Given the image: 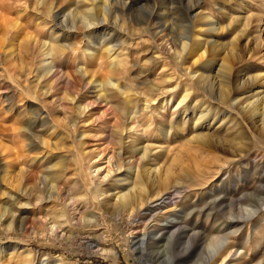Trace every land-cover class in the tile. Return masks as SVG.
<instances>
[{
    "label": "rangeland",
    "instance_id": "rangeland-1",
    "mask_svg": "<svg viewBox=\"0 0 264 264\" xmlns=\"http://www.w3.org/2000/svg\"><path fill=\"white\" fill-rule=\"evenodd\" d=\"M220 1L116 0L131 8L123 14L112 10L127 32L113 26L109 34L103 28L87 35L81 29H68L61 39L56 30L52 44L58 37L75 50L71 55L66 51L68 63L57 64L60 78L75 82L85 103L92 104L80 119L84 125H78V132L86 137L80 140L73 134L76 142L72 147L63 138L67 126L55 122L43 126L41 118L35 119L30 112L40 105L29 97L39 76L30 67L31 51L20 54L25 47L17 41L13 49L17 67L12 68L5 56L11 47L4 41L7 37L0 36V50L4 48L0 63V264H23L24 260L25 264H264V25L260 33L254 28L255 20L264 17V0ZM197 4L191 13L188 5ZM69 5L60 8L72 10L76 4ZM222 11L228 15L224 17ZM105 13L93 9L95 16ZM0 16L20 18L19 25L29 26L28 37L49 39L52 23L37 20L39 16L26 11L22 2L0 0ZM208 22L213 24L210 28L221 30L206 32L210 28L203 23ZM186 30L199 42H193V48L182 56L185 60L178 63L160 46L159 32L174 46ZM156 34L160 37H154ZM205 40L209 56L198 61L195 51ZM107 48L117 52L108 55ZM77 66L85 72L84 78L76 73ZM187 67L212 80V88L201 90V85L185 77L180 70ZM224 67L236 71L235 79L233 73L230 78L235 83L233 90L239 88V98L253 106L246 115L239 116L227 104L215 105L207 95L211 92L218 99L222 87L218 83L229 77ZM236 75L239 80L258 78L243 88L235 82ZM108 77L117 90L93 89ZM185 91L191 95L177 107ZM61 93L54 90L52 94L58 97ZM95 96L101 100L95 101ZM146 97L153 99L151 105L146 104ZM208 106L217 111L200 119V111ZM122 110H129L131 116L139 113L134 118L140 130L123 133L125 146L119 137L124 120L131 116H124ZM71 114L68 110L67 117L74 118ZM53 144L57 149L50 147ZM128 144L136 145L140 152L147 150L145 169L160 170L154 187L162 196L134 214L132 221L124 217L107 229L103 205L93 198L100 186L89 170L90 159L110 149L124 150ZM127 151L131 155L132 149ZM92 162L105 163L97 158ZM115 165V176L103 186L108 199L134 185L131 181L117 184L126 179L127 166L120 160ZM43 173L49 181L35 186L38 174ZM53 176H57L55 182ZM166 177L170 185L163 191L159 184ZM48 183L58 186L59 195L56 189L54 192L59 203ZM25 189L27 197L18 194ZM67 198L74 199L70 204L79 211L76 219L61 231L48 230L63 209L60 202ZM85 208L101 214L96 228L81 222ZM224 251L229 257L219 259Z\"/></svg>",
    "mask_w": 264,
    "mask_h": 264
},
{
    "label": "bare ground",
    "instance_id": "bare-ground-1",
    "mask_svg": "<svg viewBox=\"0 0 264 264\" xmlns=\"http://www.w3.org/2000/svg\"><path fill=\"white\" fill-rule=\"evenodd\" d=\"M10 1L12 2V0H10ZM16 1H17V3H18V1L22 2L26 11H29V12L39 16L37 18V20H40V18H44V19L50 21L52 23V27L50 28L48 41L40 40L34 36L28 37V34L26 32L28 31L29 26L27 24L26 25H19L18 21L20 20V18L11 19V18L6 17V16H0V36H1V39H4L7 37L4 41H7L8 42L7 45L9 47H11L10 51L5 50V52H6L5 56H6L7 60L9 61L8 63H10L11 67L13 65H15L17 67V65L13 61V58L15 56V51L13 49L15 47L16 42L20 41V43L22 44V47H25V51L20 52V54L22 53L25 55V54H28V50L31 51L32 56H31L30 60H33V63L30 67L33 69V71H32L33 73L39 72V76L36 78L37 83L35 85L36 86L35 91H34V93L31 94L32 97L31 96H29V97L32 98V100L36 99L37 101H39L40 103H38V105L39 104L40 105L37 106V108H35V110H31L30 112L32 113V116L35 119L36 118L39 119V117L41 118L40 120H41V124L43 126H47L49 122H55L57 125L67 126L68 127L67 135L65 137L63 136V138L67 140L65 142V144L69 147L70 146L72 147L73 145H75V142H76V140H72L73 134L79 135L80 140H81V138L86 137V133H84V132L79 133L78 132V125L80 123H82V124L85 123V122H80V119H82L86 116V114L88 113L89 108L91 107L92 104L91 103H85L86 97H85V95L80 93L81 89H78L76 86H74L75 82H73L69 78H66V79L60 78L61 73H59V71L57 70L58 69V67H57L58 63L64 65V64L68 63V61L70 60L69 55L66 53V51H70L71 52L70 55L75 54L74 45H70V44L65 45L64 44L65 41L62 40L64 42H60L61 41L60 39L58 41V37H54V39L57 41V43L53 45L52 41H51V37L58 34V36L61 39H63L64 35L68 34V33H65V31L68 29L73 30L74 32H76L78 29H81L87 35V34L91 33L92 30H98V28H103L104 30H107L108 31L107 34H109V31H111V30H109L111 28L110 26L119 27L121 31L127 32V30L125 28H123V25L120 26V21H118L117 16L116 17L113 16V12L115 13V11L112 12V10L115 9L116 11H119L121 13L123 11L125 13H129L131 8L128 7L127 3L123 4V2H122V4H119L118 2H116V0H72V1L71 0H16ZM190 1L191 0H188V3ZM221 1L223 3L224 2H226V3L230 2V0H221ZM67 3H70L69 6H73L74 4H76V5L72 10H69L68 8L63 10L60 8V6L66 5ZM84 6L87 9L86 11L79 10V7L81 8ZM188 6L190 8V12L193 13L199 7V4L188 5ZM69 8H71V7H69ZM93 9H98L101 12H103V10H105L106 13L99 15V16H95L93 14ZM7 11H9V10H7ZM187 11H188V8H187ZM19 12L20 11H17V13H19ZM221 14L224 17L228 15V14L226 15L223 11L221 12ZM113 17H114V21H112ZM204 17H206V16H204ZM259 17H261V18L256 19L255 24H254V28H255L257 33H260L262 31L261 28L264 25V21H263L264 17L263 16H259ZM24 18L26 19V17H24ZM144 19H142V20H144ZM144 23H146V21ZM139 24L141 25V23H139ZM203 25L209 27L210 25H213V24H209V22H208L205 24L203 23ZM214 27L215 26H213L212 28L209 27L210 30H208L206 32H209V31L210 32H216V30H221V28L219 26H218L219 27L218 29L214 28ZM6 28H10V29L7 30ZM56 30H58L57 34H56ZM164 30L165 29L161 30V32L164 33ZM46 32L47 31H45V33ZM161 32H159V35L161 37L157 34L154 35V37H156V36L160 37V38H158V40L160 41V43H159L160 46L165 47L164 49L167 50L166 52L170 56H172L174 61H177L178 63L182 62L181 58L184 59L182 56L185 53V51L187 49H190V47L194 46L192 43L194 42L198 45V42H199V41H197V39H198L197 36H195L194 39H193V37L191 38L190 31L186 30L179 35V39L177 41V44H174V46H175V48H174V46L171 45V41L169 39H166L164 36H162ZM39 33L40 32H36L37 35H40ZM242 33L243 32H241V34ZM67 37H69V36H67ZM87 39H88V37H87ZM210 42H212V41H210ZM207 47H208V43L206 41L204 44L200 45L198 50L195 51V55L198 57V61H200L206 55H208L207 53L209 52V50L207 49ZM89 51L90 50L88 49V52ZM116 52L117 51H114V49H112V48H107L108 55H110L111 53L115 54ZM3 54H4V48L0 50V63H1V59H2ZM20 65H22V64H20ZM194 68H195V64H194ZM194 68L187 67V68L181 69L180 71H182L181 73L184 74V76L187 77L191 82L198 84V85H201L202 86L201 90L208 91V89H211L212 85L214 84L213 81L210 79H207V78H203L202 76L196 74V72H194V70H195ZM224 68L229 71V77H227V80H226V81H228V83H226V81L225 82L220 81L218 83L219 86H222L220 88L221 91L218 90V93H219L217 96L218 99H214L212 97L213 95L211 92H207L208 94L207 93L206 94L209 96V98L216 101L215 105H216V103H217V105H221V104L226 105L227 104V105H229L228 107H230L231 109L236 108V112H238L239 116L240 115H246V113H248L249 111L252 110L253 106L249 103L246 104V102L248 100H243L242 98H239V96H240L239 88H237L238 90H236V89L233 90L235 83H234V81L231 82L230 78H231V73H233V75H234V74H236V71H231V69H229V67H224ZM76 73L79 74L81 76V78H84V76L86 75L85 72H82L81 69H78V66H77ZM143 73H145V72H143ZM233 78L235 79V75L233 76ZM239 78H240V80L238 79V77L236 75V81L235 82H237L238 85L240 84L243 88H245L247 86L249 87V85L251 83H253L258 77H256V75H254V76H251L249 78H243V77H239ZM79 82H81V86H83V82L82 81H79ZM62 83H64V84H62ZM89 84L90 83H88V85ZM95 84L97 86H95L93 89H98L99 92L103 89V87L104 88L107 87L109 89L117 90L116 85L112 82L110 77H108L105 80V82H103V83H99V84L95 83ZM242 87H240V88H242ZM159 89H156V91L160 92ZM54 90L62 91L61 96L60 95H58V97L54 96L52 94ZM242 93H244V92H242ZM190 95H191V91L190 92L185 91V94L182 96V98L178 102L177 107L180 105H183L187 101V99L190 97ZM94 99H95V101L98 102L101 100V97L95 96ZM152 101H153V99L147 98L146 104L151 105ZM42 103L44 105H42ZM65 105H68L69 108H66ZM220 107H222V106H220ZM126 109H127V107H126ZM213 109H214V112L217 111V109L215 110V108H210V106L202 109L199 113V116H201L200 119H206L211 114ZM219 109H218V111H219ZM68 110L78 120H76L75 117L74 118L73 117L68 118L67 117ZM122 112H123V110H122ZM131 113H129V110H127V111L123 112L122 114L127 117L129 115L131 116ZM138 114L139 113L137 111H135L133 113V116L128 117L127 119L124 120L123 132H122V134H120V137H119V143L122 146H125L122 142L127 140L126 138H124V139L122 138L123 133H125V135H129L132 133H137L140 130V128L138 129L139 125L137 124V120H136V118H134ZM43 145H47V143L45 141H43ZM50 147L56 148V145L53 144ZM127 149H132V152H130L131 155H127V153H129L127 151ZM146 154H147L146 149H143L142 152H140L138 149H136V145H129L128 144L126 146V149H124V150L119 149L118 151H115L113 149H110V150H107L106 154H104L102 152L97 153V154H95V156L93 158L90 159L89 170L94 175V178L98 181L99 186H100L99 187L100 191H97L98 193L96 195H93V198H94V202L97 205H99V204L103 205V208H104L103 211L105 212V215L108 217V219L106 221V227L105 228L108 229L109 228L108 225H110V226L116 225L119 222V220L123 219L124 217H126L125 219H127L128 221L129 220L132 221V219H133L132 217L134 214L139 213V211L142 210L145 206H147V205H149V204H151V203H153L156 200L161 198V196H162L161 193L157 192L159 188L154 187V182L159 181L158 177H160L159 176L160 170H157L156 168L145 169V167H146L145 165L148 161ZM94 158H97L98 160L104 161L105 162L104 165L100 166L96 162H92ZM117 160H120L122 163H124L127 166L126 179L122 180V181H118L117 184H119V183L123 184V183H127V182L131 181V184L133 185V183H134V185L131 187V189H132L131 192H130L131 189H129L126 192H123V190L125 189V188H123V189H121V191H118V192H115L114 194H112L113 196H115L114 199L113 198L108 199L107 191L105 189H103V186L106 183H108L115 176V172L117 170V169H115L116 168L115 164H116ZM1 164L3 165L4 163H1ZM55 167H57V165H55ZM60 167L61 166H59V169H60ZM38 175L39 176L34 181L35 186L39 185L40 183L45 184L46 180L49 181L50 177L47 178L48 174L43 173V174H38ZM160 175H161V173H160ZM56 178H57V176L52 177V179H54L53 182L56 181L55 180ZM169 182L170 181L166 177L164 179V181L161 184H159L161 187L164 188L163 191H167L166 188L170 185ZM51 185H52V187H51L50 193L55 195L56 193H58L57 192L58 186H57V188H55V187H53L52 183H51ZM55 186H56V184H55ZM136 187H137V189L134 190ZM55 189H56V193L54 192ZM26 191H27V189H25L24 191H19V193L18 192L17 193L27 197L28 194L25 193ZM58 195H59V193H58ZM58 195L56 194L55 196H57L58 203H59V201L61 199L58 198ZM73 200L74 199H68L67 198L63 201V203L60 202L63 209H62V211L59 212L58 217L56 216L57 221H55V223L50 224L48 230L50 229L52 232H55V230L61 231V229H63L64 225L68 221L70 223L74 222L79 211L77 212L74 205L70 204V203H73ZM67 204L68 205L70 204V205L68 206ZM97 205H96V207H97ZM84 211H85V215H83V217H81V222L84 225H89L93 228H96L97 226H99L100 219L102 218L101 214H100V216L97 215V212L95 211V209L89 210L88 208H85ZM9 216H11V215H9ZM5 219H6V217H5ZM104 219H105V217H104ZM51 220H52V218H51ZM45 226H47V224H45L44 227ZM14 228H15V226H14ZM57 229H59V230H57ZM49 233H51V232H49ZM226 254H227V251H224L222 253L220 252L218 254L219 259L222 258L224 260L226 257L228 258L229 256H226ZM228 254L230 255L231 253H228ZM24 262H25V260H24ZM24 262H23V264H25ZM214 263H217V262H214ZM223 263L224 262H220V264H223Z\"/></svg>",
    "mask_w": 264,
    "mask_h": 264
}]
</instances>
